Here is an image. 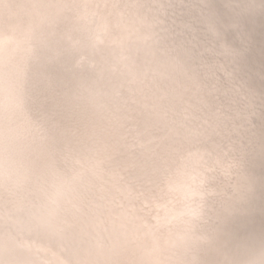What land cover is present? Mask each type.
<instances>
[{
    "label": "bare ground",
    "instance_id": "1",
    "mask_svg": "<svg viewBox=\"0 0 264 264\" xmlns=\"http://www.w3.org/2000/svg\"><path fill=\"white\" fill-rule=\"evenodd\" d=\"M0 264H264V0H0Z\"/></svg>",
    "mask_w": 264,
    "mask_h": 264
},
{
    "label": "water",
    "instance_id": "2",
    "mask_svg": "<svg viewBox=\"0 0 264 264\" xmlns=\"http://www.w3.org/2000/svg\"><path fill=\"white\" fill-rule=\"evenodd\" d=\"M258 35H261V34H263V32L261 31V30H258Z\"/></svg>",
    "mask_w": 264,
    "mask_h": 264
}]
</instances>
